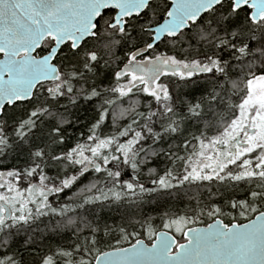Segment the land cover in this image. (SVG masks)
Returning <instances> with one entry per match:
<instances>
[{
	"label": "snow or ice",
	"instance_id": "snow-or-ice-1",
	"mask_svg": "<svg viewBox=\"0 0 264 264\" xmlns=\"http://www.w3.org/2000/svg\"><path fill=\"white\" fill-rule=\"evenodd\" d=\"M0 264H264V0H0Z\"/></svg>",
	"mask_w": 264,
	"mask_h": 264
}]
</instances>
